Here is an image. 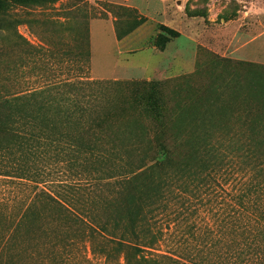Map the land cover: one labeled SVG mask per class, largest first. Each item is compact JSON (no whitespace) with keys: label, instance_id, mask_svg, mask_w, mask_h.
<instances>
[{"label":"trees","instance_id":"obj_1","mask_svg":"<svg viewBox=\"0 0 264 264\" xmlns=\"http://www.w3.org/2000/svg\"><path fill=\"white\" fill-rule=\"evenodd\" d=\"M3 1L42 6L58 0ZM142 21L134 16L125 33ZM162 33L166 38L178 36L160 26L156 40ZM86 37L84 30L79 68L87 70ZM23 43L37 73L42 56L53 61L59 56L57 43L52 49ZM245 65L264 70V65ZM158 86L157 82L78 78L0 94V180L14 181L10 183L24 193L15 210L11 209L15 196L0 200V264H18L25 250L21 246L25 225L37 219L39 212L48 221L37 228L41 241L29 253H35L41 264H91L85 257L71 260L73 247L80 244L83 249L88 244L89 253L101 256L103 264H118L119 259L121 264H158L157 259L169 264H203L188 256L145 254L176 230L178 213L173 207L180 196L191 194L204 206L194 191H211L214 185L232 190L228 227L239 240H231L226 261L237 264L233 261L244 254L246 259L238 264H264V141L258 150L241 144L240 125L203 124L189 127L187 140L175 138L174 142ZM120 94L132 117L140 115L149 121V131L134 124H115L113 107ZM174 144L185 152L178 154ZM110 187L117 197L104 201L101 208H109L111 214L100 217L94 203ZM184 206L188 211L190 206ZM217 211L211 212L215 219ZM241 217L243 224L237 223ZM201 225L204 231L208 229ZM193 226L188 223L186 231Z\"/></svg>","mask_w":264,"mask_h":264},{"label":"rangeland","instance_id":"obj_2","mask_svg":"<svg viewBox=\"0 0 264 264\" xmlns=\"http://www.w3.org/2000/svg\"><path fill=\"white\" fill-rule=\"evenodd\" d=\"M166 3L167 8H162L159 0H58L50 5L20 6L1 0L0 94L41 86L47 81L78 78L157 82L158 95L170 115L166 120L171 140H187L189 127L198 125L223 124L233 128L240 125L241 144H251L260 150L264 141V70L245 63L264 65V0H167ZM134 16L143 21L126 34ZM160 26L177 32L178 36L166 38L162 33L161 39L156 40ZM84 30L89 55L87 70L79 68L80 52L85 46L80 36ZM23 41L51 49L57 43L59 56L54 61L42 56L37 73L32 69ZM122 96L118 95L113 107L115 124L118 127L134 124L149 131V121L140 115L132 117ZM174 150L178 154L185 152V148H177L176 144ZM65 176L71 178L69 174ZM10 182L14 181L0 180V200L15 196L11 206L15 210L24 193ZM113 190L112 187L104 190L95 200L100 217L111 214L109 208L101 206L108 198H115ZM194 194L204 206L191 194H182L173 207L178 213L176 230L166 234L145 256L171 254L188 256L203 264H230L226 252L232 239L239 240L228 227L230 186L214 185L211 191L199 188ZM184 205L190 206L188 211ZM193 209L195 215L189 217L187 214ZM214 210H218L217 219L211 213ZM38 214L37 219L25 225L27 234L21 236L25 250L18 256V264H41L35 253H29L41 241L37 228L48 221L42 213ZM244 222L243 217L237 221ZM188 223L194 226L186 231ZM203 223L208 227L205 231ZM258 242L261 244L260 239ZM70 256L72 261L85 257L91 264H103L101 256L89 253L88 244H84V249L81 244L74 246ZM244 259L246 255L242 254L233 262L238 264ZM157 260L158 264H169L167 260Z\"/></svg>","mask_w":264,"mask_h":264},{"label":"crops","instance_id":"obj_3","mask_svg":"<svg viewBox=\"0 0 264 264\" xmlns=\"http://www.w3.org/2000/svg\"><path fill=\"white\" fill-rule=\"evenodd\" d=\"M166 1L167 0H159V3H161L160 5L162 6V8H165V7L167 8V3L165 4ZM127 9H129V8H127ZM111 37H112V34H111ZM112 39H113L114 43H116V40H115L114 36H113Z\"/></svg>","mask_w":264,"mask_h":264}]
</instances>
